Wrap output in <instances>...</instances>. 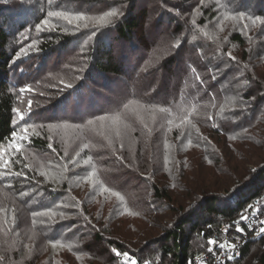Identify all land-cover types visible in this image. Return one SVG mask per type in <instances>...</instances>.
<instances>
[{
  "label": "trees",
  "instance_id": "trees-1",
  "mask_svg": "<svg viewBox=\"0 0 264 264\" xmlns=\"http://www.w3.org/2000/svg\"><path fill=\"white\" fill-rule=\"evenodd\" d=\"M235 1L160 0L162 19L174 32L169 39L172 53L155 67L146 46L145 55L130 65L125 51L114 62L109 45L107 55L106 36L116 33L129 43L134 30L141 29L139 0H0V153L10 161V171L0 164V264H125L124 255L117 257L113 249L147 264H189L208 252L221 227L242 223L249 206L264 196V44L258 41L264 32L253 34V20L257 27L263 24L264 4L259 8L253 0ZM54 12L72 17V22L50 15ZM76 17H85L87 25ZM106 17L111 18L108 26L95 24ZM221 21L228 23L220 26ZM128 43L123 48L129 52ZM78 47L82 66L64 58L47 69L51 58ZM140 68L144 71L137 84L128 73L135 70L138 75ZM174 69L176 82L169 89L167 74ZM94 73L118 84L116 92L128 94L117 104L100 107L97 102L106 100L103 94L115 93L100 91L103 83L93 81ZM157 74L161 83L151 96L138 91L143 79L154 81ZM136 104L155 116L147 131L135 125L137 135L146 132L150 140L138 150L145 157L141 169L131 168L122 144L102 149L96 139L84 138L101 186L123 197V207L112 209L115 215L105 217L101 209H91L103 201H93L90 194L81 200L69 180L61 189L45 185L36 191L42 197L22 196L42 186L32 175L45 169L43 158H52L58 146L38 137L27 148L22 143L13 147L14 134L48 124L84 125L121 115ZM186 139L190 152L180 157L176 151V164H168L167 148H178ZM28 151L23 171L16 172L14 155ZM61 152L57 158L76 156L71 142H62ZM196 160L201 163L194 164ZM252 160L260 162L255 170L247 168ZM114 166L121 168L119 174ZM122 171L146 180L160 205L151 208L143 199L132 200L115 183L125 176L120 177ZM230 177L234 186L228 183ZM125 211L142 217L172 211L175 222L155 240L144 237L130 245L125 233L113 226V218H124ZM260 213L264 216V198ZM58 248H66L69 255L58 254ZM224 264H264V235L248 240L241 254Z\"/></svg>",
  "mask_w": 264,
  "mask_h": 264
},
{
  "label": "rangeland",
  "instance_id": "rangeland-1",
  "mask_svg": "<svg viewBox=\"0 0 264 264\" xmlns=\"http://www.w3.org/2000/svg\"><path fill=\"white\" fill-rule=\"evenodd\" d=\"M228 2V0H225ZM241 0L235 1V5H238ZM264 2V1H263ZM261 0H253V5L257 4V6L260 8L263 6V3ZM56 3H59L57 1ZM107 7V6H106ZM105 7V8H106ZM104 9V8H103ZM102 9V10H103ZM162 11V5L160 3V0H139V3L137 4V14H139L141 18V29L134 30L132 34V40L131 42H127L130 50H125L123 48V45H126L122 39H119L117 34H111L110 39L108 36H106L105 39L108 51L107 55L109 54V49L112 47L111 55L114 58V62L118 61L119 57H121L125 51L127 53L126 61L130 65L136 61V57L141 54L145 55L144 46H146L148 49H145L146 55L153 56L154 60L151 64L154 63L153 66L157 67L158 63L162 61L165 57H168L172 51L171 46L169 43V39L171 38V35L174 32V28L172 25H170L167 21V19H162L163 16L161 14ZM109 18L106 17L99 21H96L95 24L98 26H108ZM111 19V18H110ZM83 21H80L79 24L87 25L88 21H84V19H81ZM228 22L221 21L219 23L220 26L227 24ZM258 21L253 20V34L256 36L260 32H264V21L262 26L257 27ZM107 35V34H106ZM258 41L260 43L264 44V38H258ZM86 42L83 43L85 45ZM110 45V47H109ZM141 46V48H139ZM264 48V46H262ZM81 49L78 47L77 50H68L63 52L60 55L54 56L51 58L49 63L47 64V69L52 70L55 68V65L57 63H61V59H66L71 64L74 63V65H80L82 66L81 62ZM62 57V58H61ZM151 67V66H150ZM146 67L145 69H147ZM66 69V68H65ZM142 71H144L143 68H140L138 70V75H136L133 71L128 73V78L130 80L135 81L138 76L142 74ZM264 72V69L262 70ZM175 73L177 71L174 69L169 75L171 78H167L169 81V89L174 88V84L176 82L175 80ZM159 74V73H158ZM155 77L154 81H151L150 79H143L141 84L138 85V91L140 92H146L149 96L152 95L153 89H155L158 84L161 83L160 76ZM226 74V73H225ZM218 75H223L221 72ZM80 77V79H82ZM225 80V78H223ZM93 81H96L98 83H103L100 91L108 92V90L113 91L115 93V96H108L106 94H103V97H105L106 100L97 102L99 106H103L105 108L109 107L111 104H117V102L123 98L128 93H118L116 92L118 90V84L116 87L113 85V83H106L103 78H99L98 74L94 73L93 75ZM138 84V81H135ZM135 83V84H136ZM108 87V88H107ZM236 87L239 89V84H236ZM103 88L108 89L105 91ZM152 89V90H151ZM227 92V91H226ZM70 109V108H69ZM145 108L139 104H136L134 107H131L129 110L125 111L123 114L118 116H107V117H100L93 121L87 122L84 125H71V124H48L43 127L38 128H28V131L26 134L23 133V131L16 133L20 134L21 136H26V138L22 140H12L13 147L23 144L25 148L29 146L30 139L31 138H38L41 137L42 139H45L47 141L50 140L52 145H57L58 150L55 151L54 156L52 158H43L45 160V169L42 171H39L37 173H33L32 178L37 180L39 183H42V186L32 190H27L22 196L25 197L27 195L31 196L32 198L35 197H42L44 194H37V192H42V189L45 188V185L47 187H54L57 189L64 188V185L67 180L70 182V187L73 188L77 195H79V198L83 200L84 197L89 196V194L92 196L93 201H99L102 200L104 203L103 208L101 207V203L99 205H90L91 209L95 208L103 212V215L105 217L113 216L115 213L112 212V209L116 205L119 206L121 209L123 207V201L120 198L119 195H113L110 191H105V189L100 184V179L97 175L95 165L92 161V159L87 154V149L85 148L84 141L85 136L88 135L89 138L96 139L100 147L102 149H105L107 147L109 148H115L116 145L122 144L126 152L127 161L131 162V168L132 169H141L143 166V159L141 157V153L143 155V151L139 152L138 150L142 145H145L148 142L150 143V140L147 138V133L145 132L144 135H137L135 132L136 123H139L140 126H144L146 131L148 128H150L152 125H150L155 118V116L151 113H145L143 110ZM61 113L63 112V108H61ZM70 113V112H69ZM109 117V118H108ZM107 118V119H106ZM198 126H192V128H195ZM190 137V136H189ZM71 142L72 143V152L76 153V156L74 159L69 160L63 155L60 156V158H57L59 154H61V143L62 142ZM69 146V145H68ZM21 147V151H23L25 148ZM189 147V139H186L182 142V144L177 148L173 146L172 144L167 148V163L171 165L176 164L175 160V154L176 151L178 152L179 156L182 157L184 155H187V152H190ZM147 149V148H146ZM30 151V150H29ZM29 151L21 154L16 153L14 155V159L11 161L13 163V167L16 169V172H22V165L23 162L22 158L29 155ZM150 153L149 150L147 151V154ZM149 155V154H148ZM192 155V154H191ZM186 156L187 159L191 158L190 156ZM201 163V161L196 160L193 162ZM68 168H67V166ZM142 164V165H141ZM260 165V162L257 160H252L247 164V168L251 170H255L256 166ZM198 166V165H197ZM116 174H119L121 172V168L118 166H114ZM191 168H197L196 165H191ZM204 168V167H203ZM202 168V169H203ZM198 169L196 171L202 170ZM194 170H189L188 173ZM126 172L122 171L121 176L125 175ZM132 174V172H131ZM136 176V175H135ZM26 177V176H25ZM28 178V177H27ZM123 178V179H122ZM121 179L116 180L115 183L120 185L124 190H126L129 195L131 196L132 200H138L143 199L150 207H157L158 204L153 200V197L151 196V188L148 182L146 180L140 179L135 180V178H132L131 175H125ZM25 179V178H23ZM30 179V178H28ZM31 180V179H30ZM33 183V182H32ZM231 186L235 185V179L234 177H230V180L228 181ZM23 184L30 185V183L27 180H24ZM24 187V186H23ZM22 187V188H23ZM154 201V202H153ZM155 205V206H154ZM251 206V205H250ZM249 206V207H250ZM218 209L221 210V208L224 207V205L218 204ZM126 215H124V218H113V226L115 229L123 235L125 233L126 237V243L130 244L139 241L140 238H148L151 242L152 240H155L156 238L160 237L163 234L164 229H168L169 227H172L175 222V216L172 213V211L166 212L167 214L162 215H156V214H150L146 215L144 217L142 216H134L130 214V212L125 211ZM113 214V215H112ZM15 216V211H12V218ZM162 227V228H161ZM34 231H30L29 238H33ZM80 235L84 236V233H81ZM90 238V235H88ZM92 238V237H91ZM91 240V239H90ZM148 241V242H149ZM73 244H81V241H75L72 242ZM131 245V244H130ZM103 248H105V245H101ZM57 253L63 254V255H69L66 248H58ZM80 257V256H79ZM83 258H86V256H82Z\"/></svg>",
  "mask_w": 264,
  "mask_h": 264
},
{
  "label": "built area",
  "instance_id": "built-area-1",
  "mask_svg": "<svg viewBox=\"0 0 264 264\" xmlns=\"http://www.w3.org/2000/svg\"><path fill=\"white\" fill-rule=\"evenodd\" d=\"M264 196L257 198L248 208L247 216L242 223L235 221L234 227L225 225L216 233L209 243L208 252L191 260L189 264H224L227 260L233 259L241 254V249L248 240L256 239L262 235L260 229L264 228V216L260 213V204ZM223 245V247H221ZM132 257L136 264H147L136 257ZM123 262L130 264L126 256Z\"/></svg>",
  "mask_w": 264,
  "mask_h": 264
},
{
  "label": "snow or ice",
  "instance_id": "snow-or-ice-1",
  "mask_svg": "<svg viewBox=\"0 0 264 264\" xmlns=\"http://www.w3.org/2000/svg\"><path fill=\"white\" fill-rule=\"evenodd\" d=\"M50 15H53V16H62V17H63L65 20H67L69 23H71V22H72V19H73L72 17H70V16H68V15H66V14H64V13H61V12L50 13ZM110 15H113V13H110ZM76 19H78V20H79V19H84V17H76ZM47 23H48V21H45V24H47ZM232 59H235V58L233 57ZM29 107H31V101H29ZM161 111H164V109H161ZM18 114H19V113H18ZM20 119H21V120L24 119L23 115H20ZM90 123H91V121H90ZM27 131H28L27 128H24V129H23V133H24V134H26ZM24 138H26V136H21L20 134H14V136H13V139H14V140H22V139H24ZM85 148H87V145H85ZM13 150L15 151L16 149L14 148ZM3 156H4V154H3V153H0V164H3V167H4L6 170L10 171V169H9V163H10V161L7 160V159H4ZM17 175H19V173H17ZM105 191H107V189H105ZM113 195H119V194H118V193H113ZM120 198L123 199V197H120ZM260 231H261V232H264V228H261ZM210 243H213V244H214L215 241H211ZM221 247H223V245H221ZM112 251H113V253H114L117 257H119V256H121V255H124V256H126L127 259L130 261V264H136L135 260H134L132 257H129V256L127 255V253H121V252L117 251L116 249H113ZM0 259H2V257H0Z\"/></svg>",
  "mask_w": 264,
  "mask_h": 264
}]
</instances>
